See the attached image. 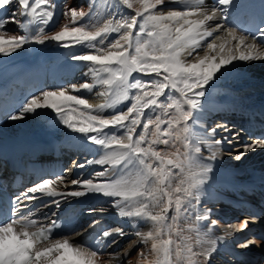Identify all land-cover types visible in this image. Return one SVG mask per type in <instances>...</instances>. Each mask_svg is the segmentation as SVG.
<instances>
[{
    "label": "snow or ice",
    "instance_id": "snow-or-ice-1",
    "mask_svg": "<svg viewBox=\"0 0 264 264\" xmlns=\"http://www.w3.org/2000/svg\"><path fill=\"white\" fill-rule=\"evenodd\" d=\"M118 2L129 9L138 5L135 6V14L130 18L125 16L114 21H106L103 27L95 31H88L85 26L65 25L59 31L45 34L44 30L40 29L33 35L29 29L34 22L39 20L47 25L53 20L57 8L54 0H0V55L10 56L27 44H43L47 40L55 41L62 47L86 45L85 54L73 55L71 59L76 62L92 63L96 67L90 71L94 74L96 84L106 86L108 89L115 86L120 90L117 100L95 106L90 105L79 95L68 94L63 87L57 91H42L39 96L32 95L27 103L13 110L14 114L7 116V119L15 121L23 119L29 113L36 114L38 110L52 109L69 129L82 134L88 142L104 150V155L100 159L88 160L86 164L77 166L83 168L95 163L108 167L97 172L94 179L71 181L72 185L80 186L83 191L60 193L51 187L55 181L43 179L42 182L16 196L10 207H0V264H97L108 238L123 235L121 228H115L99 233L95 245L90 247L74 246L67 236L40 246L50 239L54 229L60 225L53 221L51 227L42 229L36 227L35 220L27 217L17 219L19 213L17 205L21 199L33 198L28 197V192L53 198L82 197L88 194L119 198L112 207L118 209L120 218L135 221L134 227H137L140 221L150 222L153 226V230L146 233L135 232L143 243L151 241L150 253L155 257L149 260L146 253L141 252L139 256L142 259L138 264H200L196 259L198 254L193 252L191 247L181 248L179 245L175 249L176 259L173 260L170 248L173 240L171 237L167 240L160 239L165 229L174 230L167 222V213L173 205L176 212L171 217L173 222L182 209L187 212L189 210L187 206L197 207L200 203L202 185L206 183L208 174L212 171L211 164L202 163L201 158L196 155L201 152L198 140L195 146L187 142L189 126L191 121L198 119L207 87L218 76L229 73L237 62L264 61V51L260 50L258 44H247V37L236 33L234 29H225L221 24H216L215 29L211 30L206 27L208 22L218 16H226L236 4V0H214L210 10L204 7V0H184L182 7L185 10H173L166 14L153 12L158 6L164 5L166 0L134 2L118 0ZM167 2L179 3V0ZM9 6L15 10L5 11ZM93 6L90 4V9ZM69 13L73 25L89 15L75 8H66L63 12L66 17ZM115 15L113 13V16ZM194 15L201 18H189ZM18 16L21 17L20 21H17ZM8 23H18L19 29L25 34L5 38L2 30ZM261 23H264V19ZM174 24L179 26L175 27L173 32ZM216 31H226L230 39H224L219 45L215 41L207 42L206 38L212 37ZM113 32L120 34L119 37L105 47L109 34ZM255 33L264 37V29L257 27ZM252 39L255 40L256 35H253ZM232 41H235L234 45ZM202 42L207 44L208 51L195 62L185 65L180 59L181 54L185 49H190L188 54L192 55L196 49L202 47ZM96 44L100 47L97 48ZM101 72L106 76L101 77ZM133 73H140L141 77L131 79ZM152 74H155L156 79L148 81L142 79L143 76L150 77ZM94 86L85 82L79 86L69 87L72 91L79 92L85 89L90 91ZM149 88L154 90H147ZM132 90L136 92L134 96L129 95ZM166 90H175L180 97L176 98L171 91ZM101 95L109 94L103 92ZM40 96L43 97V101ZM163 97L170 102L165 103ZM127 100H131V106L126 111H116L109 118L91 114L105 109L115 110L116 104ZM70 104L83 106L86 110L78 114L80 119L77 120L71 115L74 109L65 115L64 107ZM184 105H187V111L184 110ZM165 116L167 119L163 118ZM141 125L142 129L137 132ZM223 127L228 131L226 126ZM216 131L217 129L213 128L208 135L215 136ZM181 133L185 135L181 136ZM172 137L185 141L183 152L177 150L169 154L164 150H158L160 145L165 148L169 146ZM222 142L217 140L215 145L208 147L210 149L217 147L218 151V146ZM255 148H264V143L245 145L243 152L234 158L238 161ZM217 151H213L206 159L215 160ZM194 168L198 171H192ZM175 169L179 172L174 171ZM110 170L114 177L105 179ZM57 179L63 180V177L57 176ZM55 203L59 207L60 201L57 200ZM160 205L164 206L153 214L152 209ZM198 218L207 220L208 213ZM252 222H255V219ZM248 223L246 220L237 227L240 230L245 229ZM216 225L217 221L213 220L210 227L214 228ZM95 226L94 221L90 227ZM231 234L227 232L225 235ZM219 239L223 240L224 237ZM252 243L255 241L245 242L241 247L247 248ZM215 251L213 246L203 254V264H208ZM126 255L127 253H124V256Z\"/></svg>",
    "mask_w": 264,
    "mask_h": 264
},
{
    "label": "bare ground",
    "instance_id": "bare-ground-1",
    "mask_svg": "<svg viewBox=\"0 0 264 264\" xmlns=\"http://www.w3.org/2000/svg\"><path fill=\"white\" fill-rule=\"evenodd\" d=\"M54 2L57 4V8L53 20L47 25L39 20L34 22V25L29 29L31 34H36L40 31V29H43L45 34H49L61 30V28L65 25H68L69 27L85 26L86 30L95 31L100 27H103L106 21H114L125 16L130 18L131 15L135 14V6H138L135 5L134 8L129 9L126 5L119 3L118 0H54ZM132 2H134V0H132ZM213 3L214 0H204V7L210 10ZM90 4L94 5L91 9ZM183 4L184 0H179V3L167 2L166 0L164 5L158 6L153 10V12L154 14H166L173 10L182 11L185 10L182 7ZM66 8H75L78 11L89 13V15L76 25H73L71 23L70 13L67 17L63 14ZM254 9L260 10L262 19H264V0H236V4L232 6L226 16H218L216 18L218 20L208 22L210 24H207V28L209 30L215 29L216 24H221L225 29L231 28L234 29L236 33L243 34L241 32V19L246 17V14L250 13ZM14 10L15 9L12 6L5 9L7 12ZM113 13L116 15L113 16ZM189 18L198 19L201 17L194 15ZM20 20L21 17L18 16L17 21ZM177 26L179 25H173V32ZM2 33L5 38L25 34L21 29H19L18 23H8L5 26V29L2 30ZM119 35L120 34L115 32L110 33L105 47H107L108 43L117 39ZM217 37H220L221 39H217ZM246 37L247 44H258L260 46V50L264 51V37L256 35L255 40H253L252 37ZM206 39L207 42L215 41L219 45L224 39L230 38L227 37L226 31H216L212 37ZM234 44L235 41H232V45ZM227 46L230 45H226V47ZM96 47L99 48L100 45L96 44ZM86 51V45L62 47L59 43L51 40H47L43 44L30 43L10 56L0 55V61H2L0 64V76H2L5 71L11 69L16 62L38 55L46 64V75L49 81V84L46 86V90L44 91H57L60 86L63 85V88L67 90L68 94L79 95L93 106L106 102L111 103L112 101L117 100L118 93L120 91L118 88L113 86L111 89H108L106 86L96 84L94 74L90 71L91 68L96 67L95 65L90 62H76L71 59L73 55L85 54ZM189 51L191 50L185 49L180 56L181 61L185 65L195 62L198 57H202L205 54V51H208L207 44L202 42V47L200 49H196L192 55L188 54ZM85 73H88V75L86 76ZM100 76L104 77L106 74L101 72ZM137 77H141V74L133 73L131 79H135ZM142 79L148 81L156 79V76L155 74H152L150 77L143 76ZM85 82L95 86L90 91L85 89L79 92L72 91L69 87L70 85L79 86ZM147 90L151 91L154 89L149 88ZM167 91H171L176 98L180 97V94L175 90H166V92ZM263 91L264 61L235 63L229 73L218 76V78L207 87V94L202 99L203 108L198 113V119L193 120L190 123V133L187 134V142L195 146V142L198 140L201 150L207 151L217 149V147H213L211 149L208 147V145H215V141L217 140L223 141L219 146L230 145L229 141L224 139V137L227 136V133H224L225 128L223 126L226 124V119L224 118L230 117L231 114L226 116L227 114L223 113L225 112L224 110H228L231 113L232 109H234L233 107L237 104L244 108L246 104L255 102L257 103L256 105H258L257 107H261L264 111V94L257 96V94ZM103 92H108L109 95H101ZM135 94V90H132L129 93L130 96H134ZM109 97L111 99H109ZM40 99L43 101L42 96H40ZM162 99L165 100V103L170 102L166 97H163ZM129 106H131V100L122 101L115 105V110L105 109L102 112H93L91 114L102 115L105 118H109L111 115H114L116 111H126ZM183 107L185 111L188 110L187 105H184ZM72 109H74V111H71V115L74 117H80L78 114L81 111L86 112L83 106L70 104L64 107L65 115L67 116ZM222 113L224 117H222ZM154 118L155 117L153 116V119ZM163 118L167 119L166 116ZM213 128L217 129L215 136H209L208 132ZM141 129L142 125L138 127L137 132ZM46 130L59 133L63 137L66 146L73 144L75 148H77V158L79 157L82 159L80 162H85L86 164L88 160L100 159L104 155V150L100 149L99 146L88 142L82 134L76 133L64 125L52 109L38 110L36 114L29 113L21 120H9L0 125V142L19 143L30 141L34 135ZM240 130L241 129H239V131ZM183 135L185 134L181 133V136ZM171 139L172 143H170L169 146L165 148V146L160 145L158 146V150H164L169 154L175 153L177 150L183 152L185 141L183 139L176 140L175 137H172ZM252 140H254L255 143H264V139H261V137H256V139ZM144 146L146 147L147 145ZM244 146L242 147V152L244 150ZM240 153H237V151L234 152L233 150H231V152L225 151V149H223L222 151L217 152V158L211 161L206 159L211 156L209 154H196L201 158L202 163L211 164L212 171L208 174L206 183L202 185L200 203L197 207L193 208L186 205L189 210L184 212L182 209L175 222L171 219L172 215L176 214L174 205L169 213H167V222L169 225L173 226L174 230L165 229L160 239L167 240L171 237L173 240V244L170 246L173 252L171 257L173 260L176 259L175 249L177 245H179L181 248L191 247L192 251L198 254L196 259L200 262V264H203V254L208 252L214 246L216 251L212 255L208 264H227L228 260H226V256L224 254L239 258L246 264H260L259 255H257V253L254 255L251 252L252 248L255 246L247 248L241 247L243 243L248 242V231L250 230L251 224L250 219L246 215L239 214L237 217L229 219L227 223L220 221L217 216L220 210L218 207L221 206L219 205L220 203L217 201H210L209 197H211V195L209 193L206 194L208 190H214L210 187L213 185L212 178L219 177V172L224 171L227 173H233L238 177H246L248 175L247 170L249 168H247V166L244 167V165L239 162L240 160L237 161L234 158L235 154ZM94 164L95 163L91 165ZM91 165H86V167ZM77 168L79 169L80 167L77 166ZM76 170L71 173L61 175L63 180H58L57 177L51 179L55 181L51 185L52 188L56 189L57 192H65L74 188L71 181L79 179L77 178L78 175H75ZM174 171L179 172L178 169H175ZM192 171H198V169L194 168ZM108 175L114 177L111 170ZM125 175H127V173H125ZM206 198L207 200H205ZM117 199L119 198L103 197L100 194H94V196L89 197L87 199L88 202L85 203V209L90 215V225H92L94 221L96 222V226L93 227V230L97 231L98 234L102 233L104 230L111 231L115 228H121L123 231L122 236L113 235L108 238L102 252V255L103 253H106V258L103 263L121 264L122 261V264H138V261L142 259L139 256L141 252H145L149 260L154 259L155 257L150 253L151 241H148L147 244H145L135 235L136 231L146 233L153 230L152 224L150 222L145 223L140 221L138 222V226L134 227V224L136 223L135 221L129 218H120L118 216V209L112 207ZM105 202H109V204H107L108 206L104 204ZM121 203H123V201H121ZM193 204H195V200H193ZM163 206L164 205H160L159 207L152 209L153 214L158 212L160 207ZM101 209H103V211H101ZM206 212L208 213L207 220L198 218H202ZM213 220L217 221V225L214 228L210 227ZM246 220L249 221L247 227L242 230L238 229L237 226ZM227 232H231L232 234L225 235ZM220 237H224V239L220 240ZM69 238L70 243L74 246L81 245V235L75 234ZM237 243L239 245H237ZM255 243L256 245H260L258 241H255ZM45 244L40 246H44ZM92 245H95V243ZM234 246L238 247V249H234ZM124 253H127V255L124 256ZM100 258L101 257L98 259ZM255 260H258L259 263H255Z\"/></svg>",
    "mask_w": 264,
    "mask_h": 264
},
{
    "label": "rangeland",
    "instance_id": "rangeland-1",
    "mask_svg": "<svg viewBox=\"0 0 264 264\" xmlns=\"http://www.w3.org/2000/svg\"><path fill=\"white\" fill-rule=\"evenodd\" d=\"M216 20H218V19H215V21ZM208 24H210V23H208ZM206 27H208L207 25H206ZM139 29L137 28V31H138ZM150 30V29H149ZM61 87H63V85H61L60 86V88ZM262 94H264V91L263 92H261V93H259V94H257V96H260V95H262ZM77 120L78 119H80V117H75ZM249 143V142H248ZM247 143V145H249ZM242 144H244L243 143V141H239L238 142V144H236L235 145V148L234 149H236V148H238L239 146H241ZM223 146V145H222ZM222 146H218V151H217V149H214V150H211V151H207V150H201V152L200 153H204V154H209V155H211V152H213V151H217V152H219V151H222L223 149H221V147ZM256 149H254V150H252V151H249L246 155H244L243 157H242V159H240V163L241 164H243V165H246L247 167H250V166H254L253 164H255V163H258V162H260V160H261V158H262V153H256V151H255ZM234 154V153H233ZM236 155H239V154H235V156ZM250 164V165H249ZM249 165V166H248ZM106 167V165H104V166H102L101 168H98V169H96L95 171H93V173L90 175V177H88L87 179H94V177H95V174L97 173V172H100V171H103L104 170V168ZM107 178H110L109 176L108 177H106L105 179H107ZM94 182H97V181H95L94 180ZM84 189L83 188H81V187H76V188H74V189H72L71 191H83ZM206 194H208V192H206ZM204 197H206L205 195H203ZM106 205L107 204H109V202H107V203H105ZM108 206V205H107ZM234 249H238V247H236V246H234ZM255 263H259L258 262V260H255ZM103 264H109V263H103Z\"/></svg>",
    "mask_w": 264,
    "mask_h": 264
}]
</instances>
